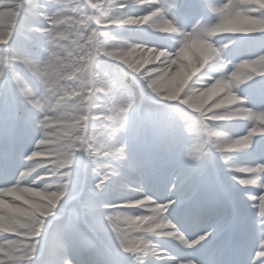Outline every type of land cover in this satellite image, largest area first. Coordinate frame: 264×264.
I'll use <instances>...</instances> for the list:
<instances>
[{"label": "clouds", "instance_id": "clouds-1", "mask_svg": "<svg viewBox=\"0 0 264 264\" xmlns=\"http://www.w3.org/2000/svg\"><path fill=\"white\" fill-rule=\"evenodd\" d=\"M254 83L264 0H0V121L27 116L44 139L0 181V264H119L96 244L107 237L126 264H237L197 254L220 233H193L177 210L209 209L218 175L248 212L244 230L228 219L231 250L248 229L264 240ZM170 244L188 255L168 259Z\"/></svg>", "mask_w": 264, "mask_h": 264}, {"label": "snow or ice", "instance_id": "snow-or-ice-1", "mask_svg": "<svg viewBox=\"0 0 264 264\" xmlns=\"http://www.w3.org/2000/svg\"><path fill=\"white\" fill-rule=\"evenodd\" d=\"M20 16H17V23H19ZM17 86L21 91H26V85L23 81H18ZM254 98L257 95H264V83H254L250 89ZM33 103H36L33 101ZM197 107V105H193ZM28 117L26 116L24 121L19 122L18 128L15 131H10L8 128V121H0V181L5 183L15 182V177L19 175L26 167V161L30 154L39 152L43 145V136L37 137L28 123ZM43 124V121H41ZM191 131V129H189ZM198 138L191 141L190 155L196 150ZM194 175L191 169H185L184 176L191 178ZM5 183H0V187H4ZM193 191V185L185 183L182 193L188 196ZM255 191L250 189V192ZM205 199H208V193L202 194ZM252 198V197H250ZM264 209V205H262ZM2 211V210H0ZM177 215L181 219L185 220L189 229L193 233L202 234L209 228L221 233L227 229L228 218L223 211H217L215 213V219L209 220V209L196 210L192 213H184L181 210H177ZM211 236V233H210ZM104 246L109 251L114 249V243L110 237H107L104 241ZM212 244L204 243L202 246L196 248V253L203 256L215 254L216 249L210 247ZM259 248H264V240L257 241L255 238L251 242H244L237 252V264H258L261 257H253ZM186 254L182 249L177 248L175 255L168 257V259L177 261L185 258ZM97 264H105V258L99 257ZM119 264H126V258L122 257Z\"/></svg>", "mask_w": 264, "mask_h": 264}, {"label": "rangeland", "instance_id": "rangeland-1", "mask_svg": "<svg viewBox=\"0 0 264 264\" xmlns=\"http://www.w3.org/2000/svg\"><path fill=\"white\" fill-rule=\"evenodd\" d=\"M18 125H19L18 122H16V121L12 120L11 118H9V120H8V128H9L10 131L17 130ZM140 151L143 154L144 149L141 147ZM219 185L222 188L225 189L223 183L221 182V180L219 179V176L217 175L215 187L219 186ZM202 187H207V185L204 184V185H202ZM214 188L210 189L207 192L208 193L207 203L210 201L209 198H210L212 192L214 191ZM225 191H226V193L222 195V198L220 200V205H218V208L216 206L214 208L213 212L209 213V217L208 218H209V220L215 219V213L217 211H223L226 214L228 219L230 218V214L234 213L236 215L237 219H238V222H239V224L236 225L237 229L244 230L246 228V224H247L248 212H247L246 209L241 208L236 203L235 198H234L232 193L228 192L226 189H225ZM93 238H95L94 234H93ZM254 238H255L254 232L251 231L250 229H248L245 232V242H251ZM222 240H224V239H222ZM99 243L101 244V245L100 244L99 245L103 247L104 252L106 254L112 256L113 259H116L118 261H120L122 259V257L115 256L111 251H109L107 248H105L104 244L101 241H99ZM170 245L175 246L173 244H170Z\"/></svg>", "mask_w": 264, "mask_h": 264}, {"label": "bare ground", "instance_id": "bare-ground-1", "mask_svg": "<svg viewBox=\"0 0 264 264\" xmlns=\"http://www.w3.org/2000/svg\"><path fill=\"white\" fill-rule=\"evenodd\" d=\"M225 193H226L225 189L222 188L220 185H219V186H216V187L214 188V191L212 192V194H211V196H210V198H209V200H210V202L208 203V205H209V213H210V212H213V210H214V208H215L216 206H217V208H218V205H220V200H221V198H222V195L225 194ZM215 210H216V209H215ZM229 232H232V230L229 229ZM94 239H95V238H94ZM96 244H97L100 248L103 249V247L100 246L101 244L99 243V240H98V239L96 240ZM99 244H100V245H99ZM169 247L172 248L173 251L176 252V250H177L176 246L169 245ZM228 251H229V249L226 250V252H228Z\"/></svg>", "mask_w": 264, "mask_h": 264}]
</instances>
